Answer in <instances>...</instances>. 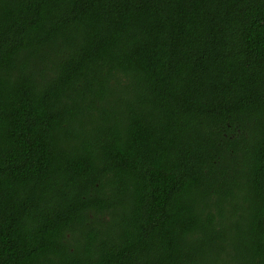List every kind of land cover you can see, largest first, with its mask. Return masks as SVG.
<instances>
[{"label":"trees","instance_id":"trees-1","mask_svg":"<svg viewBox=\"0 0 264 264\" xmlns=\"http://www.w3.org/2000/svg\"><path fill=\"white\" fill-rule=\"evenodd\" d=\"M0 264H264V0H0Z\"/></svg>","mask_w":264,"mask_h":264}]
</instances>
